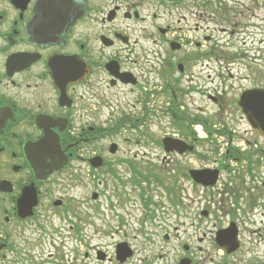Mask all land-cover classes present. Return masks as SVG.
Returning <instances> with one entry per match:
<instances>
[{
	"label": "flooded vegetation",
	"instance_id": "1",
	"mask_svg": "<svg viewBox=\"0 0 264 264\" xmlns=\"http://www.w3.org/2000/svg\"><path fill=\"white\" fill-rule=\"evenodd\" d=\"M77 1L82 14L73 24L40 30L35 25L39 0H0V264H120L92 246V236L83 233L75 208L76 187L69 182H84L78 173L90 182L102 170L113 177L114 166L121 165L137 204L144 206L139 185L145 174L136 161L138 150L132 160H116L130 149H119L112 141L101 151L96 143L105 135L121 137L125 146L134 141L131 145L139 149L157 148L161 161L173 170L172 157H198L204 144L196 129H204L205 118L242 119L240 104L248 108L264 94V0ZM204 99L216 107L211 116L204 112ZM103 109L108 117L102 114L101 120L97 116ZM247 128L251 146L226 149L211 166L204 162L192 169L188 160L179 168L178 180L201 189L204 196V206L193 213L200 223L193 222L187 207L178 211L184 231H201L195 246L164 235L163 241L173 243L170 252L135 256L145 247L132 249V257L123 264H236L240 246L227 254L214 245L210 233L234 224L238 234L239 217L245 214L260 217L257 224L264 240V144L257 148L263 137ZM155 130L192 146V152L165 154ZM45 135L58 137L66 164L46 175L39 169L36 176L31 169L32 145ZM49 148L54 162L58 145ZM104 153L115 159L108 161ZM93 158L100 159V168ZM192 170H216L218 177L212 187L205 186L209 180L204 177L200 188L188 176ZM150 178L155 186L156 176ZM217 198V212L236 218L223 226L219 217L208 229L207 200ZM141 212L156 216L155 208ZM186 212V217L180 214ZM150 227L158 233L151 239L159 240L160 225ZM126 237L116 245L126 244ZM98 252L103 259L97 258ZM248 263L264 264V256Z\"/></svg>",
	"mask_w": 264,
	"mask_h": 264
},
{
	"label": "rangeland",
	"instance_id": "2",
	"mask_svg": "<svg viewBox=\"0 0 264 264\" xmlns=\"http://www.w3.org/2000/svg\"><path fill=\"white\" fill-rule=\"evenodd\" d=\"M200 105L202 106V104L200 103H195V106ZM106 110L107 109L102 110V113L97 116L98 119L102 120L103 116H105L106 118L108 117V113ZM214 110H216V107L206 99H204V112L208 116H211ZM191 114L203 117V115L196 114L193 111H191ZM208 118H205L204 120L207 119L211 123L214 122L213 124H218L222 121L232 124L238 130V133H236V137L240 136L243 138V140H250L251 138L249 137V133L244 132V130H246V126L239 119L238 115H234L233 117L224 120H222V118ZM223 118H226L225 114H223ZM164 131L166 130L164 129ZM154 137L163 138V131L162 133H159L158 130H155ZM119 138H113L111 136L104 135L102 136V140L96 143V146L98 150L103 149V151H105L106 147L109 146V143L113 141L120 145L119 149H123L124 147H128L130 149L131 152L129 154L120 152V155H118L116 160H118L120 156H127L128 159L132 160L133 158H131V155L136 152V150H138L137 153L139 155L136 158V161L138 163H141V169L139 168V170L143 171L144 174H157L161 179L163 178L162 182L166 184V187L167 189H169V191L159 188L157 185H140V187L143 188L142 190H140V194L143 196V199L148 200L149 207L156 208V216L153 217L151 215L152 213L147 215L142 214L141 209H139L138 204L135 202L136 191L133 190L131 192L130 185L126 183L127 174L125 168L121 167V165H119V167L117 165L114 166L113 177H110V175L107 176L106 173H104V171L102 170L99 171L96 177L90 182L89 177H87L85 174L78 173V175L75 172V175L82 176L84 182L72 184V182L70 181L69 183H71L70 185H72L73 187H76L75 191H77V195H75L74 198L75 202L77 201V198H79V203H75L76 213L80 217V224L82 226L83 233L92 236V241L90 244L92 246L100 248L101 251H105L109 256L111 255L113 257L114 246L116 242H121L122 239H124V235H126L127 237L125 239L130 243L135 251H137L138 248L142 249V247H145L144 252H142L141 254L135 253V256L147 254L164 255V253L170 252L172 250L171 246L173 245V243L167 245L161 243L160 240L155 239L158 243H154L153 246L146 247L145 245L147 244L144 242L143 235H141V233L143 232L158 236L156 230L152 229L150 226L156 227L160 225V227L165 228L159 230L160 237L162 233L166 231V227H170L169 229H167V232L172 237V240L175 238L177 240L183 239L182 241H190L192 245L195 246L196 239L200 238L201 236V231L194 232L190 229H186L184 231L183 227L178 224V221L177 223L175 221L179 218L178 211L180 207H187L191 210L190 212H192L193 222H197L198 219L194 217L193 213H197L198 209L204 206V196L201 193L200 189H190L191 187L189 183H187L186 181L178 180L179 168L183 163H187L188 160H191L192 164H196L198 167L204 166V162L211 166V162L213 159H220L215 154L213 147H211L210 144H207L206 142H200L201 145L204 144V147L202 146L200 148L201 152H199L202 154V157H172V165H176V167L172 170L170 164L163 163L161 161L163 155L162 152L157 148L142 147L141 149H139L138 147H134L131 145L134 143V141H129L128 146H125L126 142H123L121 137ZM145 140L146 139H144V141ZM258 142L262 143L261 140H258ZM125 149L126 148H124L123 150ZM204 149L207 150V154H204ZM108 154L109 153H104L105 158L108 161L115 159ZM127 157L125 159H127ZM76 165L78 164H75L74 168L78 167H76ZM81 169L84 172H86L87 170L83 167H81ZM68 174H71L70 169L64 172V176L67 178ZM221 175L222 177L225 176V174ZM117 177L119 180L117 179ZM173 179H175L176 182L173 181ZM119 184H124V187H121ZM93 192L99 194L98 200L96 202L89 200V197ZM173 194L175 195V199L177 201V204L175 206H172L170 203V196ZM178 200L181 201L178 203ZM234 200L235 199H233V201ZM219 201L220 200L218 198L207 200V204L210 207L211 211L217 212L216 206L219 207ZM244 202V198H240L238 203L243 206L245 204ZM158 203L160 204V210L157 209ZM224 203L229 204L227 201H225ZM247 207L248 206H246V209ZM180 214L186 217L189 213L186 212ZM237 215L239 214L237 213ZM245 215L246 218L243 216L239 217L238 234L241 250L238 253L239 260L236 262V264H249L248 261L250 259H253L254 257L262 258L264 256V240L262 237H260L261 230L260 226L257 224L260 217L254 216L251 218L248 214ZM210 216L211 218L204 222V226H206L208 229L211 228V225L214 223L217 214H212ZM230 217L233 219L236 218L235 215ZM253 220L256 221V223H254ZM219 222L221 221L219 220ZM198 223L200 222L198 221ZM120 224L121 228L117 230L116 227H118V225ZM174 225L177 227L176 232L172 227ZM209 249L211 251V243ZM193 254L195 253L193 252ZM195 255H199V253H196ZM212 255H214V253ZM249 257L251 258L248 260ZM133 262L135 263L136 261L133 260ZM105 264L108 263L106 262Z\"/></svg>",
	"mask_w": 264,
	"mask_h": 264
},
{
	"label": "water",
	"instance_id": "3",
	"mask_svg": "<svg viewBox=\"0 0 264 264\" xmlns=\"http://www.w3.org/2000/svg\"><path fill=\"white\" fill-rule=\"evenodd\" d=\"M67 2L70 3V5L73 8L70 9H74V11H72L71 13H73L71 15V17L69 18H65L67 17L68 13L65 11L66 8H68V4ZM75 0H40V3L37 7V12L39 13L41 11V9L43 8V6L45 4H48V7L46 8L47 11L52 12L54 14V17H56L57 19H59L60 21L62 20V24L64 26H67L72 20H74L75 17L79 16L81 9H78L75 11ZM80 10V12H79ZM59 21V22H60ZM249 121V119H248ZM250 122L252 123L253 126H256L258 123H261L263 126H258V128H264V118L261 119H250ZM58 139H56L55 143L57 144ZM168 150H172V149H168ZM216 175H214L215 178ZM198 182H203L201 180H197Z\"/></svg>",
	"mask_w": 264,
	"mask_h": 264
}]
</instances>
